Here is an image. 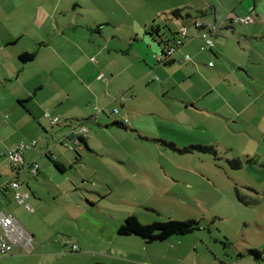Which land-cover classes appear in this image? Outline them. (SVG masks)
Masks as SVG:
<instances>
[{
  "label": "rangeland",
  "instance_id": "rangeland-1",
  "mask_svg": "<svg viewBox=\"0 0 264 264\" xmlns=\"http://www.w3.org/2000/svg\"><path fill=\"white\" fill-rule=\"evenodd\" d=\"M91 1L77 0L72 4H64V11L78 15L79 28L75 33L72 31L67 33L69 36L76 35V40L80 42L78 43L80 50L75 51L71 45L64 43V53L59 57L54 52V44H52L43 61V66L50 69L51 74L48 75L45 71L38 72L41 62L37 58L29 64L34 65L28 76L30 72V76L38 72L34 77L45 79L46 87L43 93L45 99L52 100V97L65 99L59 106L75 107L73 111L79 116L73 118V127L88 128V138L91 136V131H94L93 127L98 128V124L91 119L85 120L86 116H93L94 107L105 108L108 113L98 116L105 119L108 124L106 127L101 126L104 131L99 133L97 141L102 143L109 138V142L121 143L126 148L135 142H140L144 146L143 156L153 160L156 158L159 161V193L150 190L112 194L109 197H97L98 203L91 202L88 198L85 200L83 196L85 211L82 213L80 226L85 228L81 235L84 242H77L75 236L65 234L73 232L68 224L63 228L65 232H55L52 229L55 238L47 241L48 243L41 240L38 241L40 243L38 246L32 243V249L29 251L16 247L12 251L13 256L0 258V264L103 263L107 261L103 255L104 243L92 241L90 237L92 234L106 236L110 233V227H115V221L129 215L135 216L143 225L167 220L186 222L192 219L198 222V229L190 234L148 243L149 246L159 245V264H264V140L253 138L246 133L230 132L218 123V119L212 118L207 123L212 131L210 135L215 137V142L180 144L169 125L176 124L177 119H184L185 116L174 117V111H178L175 107L178 105L169 99H177L178 95L183 94V89H187L188 84L175 89L170 88V91L165 92L161 73L162 70L172 67L173 63L153 66L152 60L146 66L140 58V53L146 59L149 56L151 60V53H160L158 42L160 47L165 46L157 36L151 39L146 35L151 26H160L161 33L166 37H171L169 31H179L181 26L177 25L170 14L159 16V0ZM260 7L264 8V3ZM222 20L217 17V23H221ZM256 23L258 24L245 27L236 25L235 28L240 34L245 29L256 28L250 29L254 30L252 31L254 35L249 36L244 42L249 46L248 49L252 50L251 47L253 49L255 47L264 57V12L260 13V18L256 17ZM88 25L92 30L86 28ZM96 25H99V31L95 30ZM185 26L194 28L193 21H185ZM226 36L234 41L236 39L229 32ZM219 37L217 39L219 41L227 39L222 38L221 34ZM235 44L237 45L236 41ZM217 61L218 59L213 58L211 63ZM126 67L127 70L121 76L114 78L118 71ZM155 67H159V73L150 71V68ZM143 68L147 72L143 74V80L138 82L137 78ZM99 74L109 78V82L100 78L97 83L90 86L93 77ZM217 77L219 76L216 75ZM127 85H131V89H125ZM156 86H159L158 91L155 89ZM119 93L122 94L123 106L122 101L113 100ZM98 95L102 101H96ZM150 96H156V100L157 97L159 98V106L156 105L159 108V115L164 112L163 117L170 118V121L159 125V133L147 118L148 112L145 110L146 104L153 100ZM262 97L260 95L256 106L250 109V113L258 120L264 119V112L259 108L264 107V96ZM113 109L117 110L116 114H110ZM46 111L43 110L38 121H32L36 130L43 135L45 133L42 126L47 128L48 132L52 130L47 119L43 117L48 113ZM137 115L139 118L136 123L142 132L122 130L111 125L114 121L123 124L124 119H127L124 125L127 128L133 127L131 124ZM8 121V116L3 114L0 120V162L4 161V163H0V184H5L10 179L6 176L10 169L5 157L2 156L3 151L30 132L26 129L15 132L2 131ZM147 133L158 134L159 137L154 138L156 142L140 138V136L149 137ZM211 136H208L209 141H213ZM57 137L59 136L53 134L45 136L53 143ZM160 141L173 143L178 148L194 144L212 146L217 151V158L196 152L179 154ZM39 144L38 141L37 145ZM233 158H240L242 161L240 169L233 170L229 167L227 160ZM67 170L71 172V169ZM189 170L194 174H190ZM166 172L172 177L186 178V182L169 183L164 176ZM25 175L31 179L28 174ZM25 175L21 176V181L26 178ZM20 180L18 179L19 182ZM235 188L238 189L242 201L236 197ZM10 200L3 208H23L16 204L12 194ZM52 215L56 216V214ZM118 238L117 240L131 239L142 242L135 236ZM71 240L78 247L77 252L71 251L72 244L69 243ZM64 241L68 242L66 246L62 244ZM136 245L133 249L139 251ZM250 249L262 252V260L256 261L249 256L247 251ZM81 252H85L84 255Z\"/></svg>",
  "mask_w": 264,
  "mask_h": 264
},
{
  "label": "crops",
  "instance_id": "crops-1",
  "mask_svg": "<svg viewBox=\"0 0 264 264\" xmlns=\"http://www.w3.org/2000/svg\"><path fill=\"white\" fill-rule=\"evenodd\" d=\"M76 1L0 0V120L3 114L9 118L2 131L15 132L24 131V129L30 131L28 135H24L9 147L12 148L20 142L35 140V147L25 153L24 160L26 165L35 162L39 166L35 176H30L27 168H23L16 176L17 180H20L23 174L31 177L28 179L25 175L26 178L20 180L19 190L29 194L26 202L33 212L28 211L22 205L20 206L23 208H3L13 193L11 190L7 192L0 190V213L10 215L19 230L31 238L29 248H26L22 242H16L11 252L4 257L13 256L12 251L16 247L29 251L32 249V243H36L37 246L40 245L38 243L40 240L48 243L47 241L55 238L52 229L55 232H65L63 228H66L68 224L73 232L65 234L75 236L77 242H84L81 235L85 228L80 226L81 216L85 211L83 196L91 202L98 203L97 197H109L112 194L150 190L159 193V161L156 158L153 160L143 156L144 146L140 142H135L127 148L121 143L109 142V138H106L105 142H98L97 136L104 131L101 126L106 127L108 123L105 119L95 115V109L93 116L87 115L85 120H94L98 128L93 127L94 131H91V136L86 137L78 145L74 143L72 137L67 139L69 146L64 145V138L76 128L73 127V118L79 115L73 111L75 110L73 106H59L64 103L65 99L55 97H52V100L45 99L43 93L46 81L43 78L34 77L39 71L51 74V70L43 66V61L52 44H54V52L59 57L64 53V43L71 45L75 51L80 50L78 44L80 42L76 40V35L69 36L67 33V31L75 33L79 28L78 15L64 11V4H72ZM262 3L264 0H159V16L170 14L173 10H182V15L186 13L191 18H174V20L177 25L185 26V21H193L194 18H200L205 14V17L200 19H213L221 29L222 38H227L219 41L217 40L219 36H212L213 48L201 50L203 41L197 31L185 26L188 30V39L183 41L184 45L167 62V64L173 63V66L167 70L164 69L165 71L162 70L165 92L170 91V88L175 89L188 84L187 89H183V94L178 95L177 99H169L178 105L175 107L178 111H174V117L185 116L184 119H177L176 124L169 125L176 139L179 140L178 142H181L180 144L215 142V137L210 135L212 131L207 123L212 118L218 119V123L230 132L246 133L253 138L264 140V119L258 120L250 113V109L256 106L260 95L261 98L264 96V62H262L264 57L255 47L254 49L251 47L252 50L248 49L249 46L244 42L249 36L254 35L252 32L254 30L250 29L256 28L245 29L240 34L237 33L235 25L228 22L233 15L250 14L255 18L253 25L258 24L256 17L260 18V13L264 12V8L260 7ZM217 17L223 19L221 21L223 24L217 23ZM96 26L95 30L99 31V25ZM86 28L92 30L90 25ZM154 28L158 29L160 42H171L179 38L176 34L177 30L169 31L171 37H166L164 33H161L160 26L157 25ZM228 32L236 37L237 45L233 39L226 36ZM157 45L159 49L163 48L160 47L159 42ZM148 48H150L149 45ZM25 53H35V56L31 62L23 64L18 58ZM156 54L151 53V60H149V56L146 59L140 53V58L146 66L152 60L153 66L162 65L153 59ZM185 55L189 56L190 61L184 60ZM37 58L41 62L38 72L33 76H30V72L28 76V72L34 65L29 64ZM213 58L218 61L213 62L209 67L208 63H211ZM126 70L127 67L118 71L114 78L121 76ZM150 71L159 73V67L150 68ZM146 72V69L142 70L137 78L138 82L143 80V74ZM100 75L93 77L89 85L97 83ZM216 75L219 77L216 78ZM124 88L131 89V85ZM155 89L158 91L159 86ZM158 97L156 100V96H153V100L146 104L145 109L148 112L146 113L147 118L155 125L157 133H159V125L162 122L170 121V118L163 117L164 112L160 114L161 116L159 115V108L156 107V105L159 106ZM96 101H102V98L98 95ZM121 105L123 106L124 102ZM259 108L264 112V107ZM43 110H47L46 112L52 116H61L67 123L58 127L49 124L52 129L49 132L47 128L39 125L45 133L41 134L36 130L32 121H38ZM138 118V115L135 116L131 124L133 127H129L131 132H142L136 123ZM49 134L59 137L55 138L53 143L45 138ZM147 134L149 138L159 137L158 134ZM208 136H211L213 141H209ZM37 139L39 145H37ZM9 147L4 150L5 153L3 151V157L10 149ZM9 169L10 172L7 171V173L11 175L6 176L11 178L14 172L10 167ZM67 169H71V172ZM189 173L194 174L192 170H189ZM164 176L169 183L186 182V178L172 177L167 172ZM2 185L4 184L1 183L0 187ZM25 212L33 216H28ZM124 219L115 221V227H110V233L106 236L92 234L90 237L92 241L104 243L103 255L107 261L103 264H159V245L149 246L142 240L138 242L130 238V240H117L120 237L117 230ZM135 219L137 220L136 217ZM66 243L68 242H62L64 245ZM69 243L73 245L74 241L71 240ZM135 244L139 251H134ZM81 253L84 255L85 252Z\"/></svg>",
  "mask_w": 264,
  "mask_h": 264
},
{
  "label": "built area",
  "instance_id": "built-area-1",
  "mask_svg": "<svg viewBox=\"0 0 264 264\" xmlns=\"http://www.w3.org/2000/svg\"><path fill=\"white\" fill-rule=\"evenodd\" d=\"M228 22L232 25H242L247 26L251 25L255 22V18L253 15L246 16H231ZM193 27L197 31L199 37L203 40V46L201 50H211L214 46L212 36H219L221 34L220 27L216 24L213 19L203 20L196 19L193 21ZM188 30L185 26L181 25V29L178 31L177 36L180 38H175L171 42H165V46L162 48V51L159 54L153 56V59L161 64L162 62H168L174 53L180 49L184 42L183 40L188 39L187 36ZM185 61H190L188 55H185ZM93 62L96 60L92 59ZM208 66L211 67L212 63H208ZM103 78L105 82H108V78L100 75L99 79ZM122 94H119L113 100L121 99ZM95 115H99L102 113H108L105 108H94ZM116 114L117 110L113 109L110 114ZM44 118L47 119L48 123L51 126H62L67 123L64 118L52 117L50 114L45 113ZM127 123V119H124L123 124ZM88 130L85 126L76 127L71 131V134L64 138V145L69 146L67 143V139L72 137V140L75 144H79L87 137ZM63 142V141H62ZM35 140H31L29 142H20L14 147L10 148L5 154L6 160L8 162L9 167L14 172V175L0 187L1 191L7 192L11 190L13 193V199L18 205L24 206L28 211L33 212L31 206L26 202L29 197L28 193H22L19 190L20 182L16 179L17 173L22 171L23 168H27L28 174L30 176H35L38 173L39 166L37 163L32 162L29 165H26L24 160V155L26 152L35 147ZM16 242H22L26 248H29L31 245V238L25 235L21 230H19L15 220L10 215H5L0 213V257H4L8 255L12 246ZM71 250L76 252L78 250L76 245L71 246Z\"/></svg>",
  "mask_w": 264,
  "mask_h": 264
},
{
  "label": "trees",
  "instance_id": "trees-1",
  "mask_svg": "<svg viewBox=\"0 0 264 264\" xmlns=\"http://www.w3.org/2000/svg\"><path fill=\"white\" fill-rule=\"evenodd\" d=\"M182 10H173L170 15L177 19H190L191 16L189 14L182 15ZM205 14H203L200 18H204ZM199 18H194V20ZM236 26V25H235ZM221 30V29H220ZM158 29H155L154 26L150 27V31L146 33L151 39L154 38V35L160 38V35H158ZM163 43V42H162ZM165 44V41L164 43ZM160 52L162 51V48L159 49ZM35 53L31 54H22L19 56V61L23 64L31 62L34 59ZM162 65H166V62H162ZM112 126L122 129V130H130L127 128L124 124L119 122H113L111 124ZM135 132V131H132ZM140 136V135H139ZM141 139L147 140V141H153L156 142V139L149 138V137H141ZM159 142V140H157ZM163 143L164 146L168 147L170 150L177 152L179 154H190V153H202V154H208L212 155L215 158H217V151L212 146H202V145H189L183 148L176 147L173 143H168L166 141H160ZM227 163L229 167L233 170H238L242 167V161L240 158H233L230 160H227ZM55 167L58 169V166L55 165ZM235 194L236 197L242 201V198L240 197L239 191L237 188H235ZM198 222L194 220H188L186 222H176V221H163V222H154L147 225L140 224L134 216L129 215L127 216L123 222L122 225L118 228L117 234L119 236L129 237V236H135L140 238L144 243H153V242H161L169 239L172 236H183L192 233L193 231L198 229ZM247 254L251 257H253L254 260L260 261L262 260L263 253L256 250V249H250L247 251ZM92 264H103V263H92Z\"/></svg>",
  "mask_w": 264,
  "mask_h": 264
},
{
  "label": "water",
  "instance_id": "water-1",
  "mask_svg": "<svg viewBox=\"0 0 264 264\" xmlns=\"http://www.w3.org/2000/svg\"><path fill=\"white\" fill-rule=\"evenodd\" d=\"M87 194L90 195V193H88V192H87ZM85 200H86V198H85Z\"/></svg>",
  "mask_w": 264,
  "mask_h": 264
}]
</instances>
